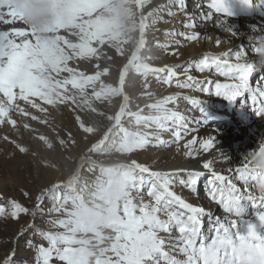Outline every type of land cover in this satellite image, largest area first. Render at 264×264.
Wrapping results in <instances>:
<instances>
[{
	"label": "snow or ice",
	"instance_id": "snow-or-ice-1",
	"mask_svg": "<svg viewBox=\"0 0 264 264\" xmlns=\"http://www.w3.org/2000/svg\"><path fill=\"white\" fill-rule=\"evenodd\" d=\"M242 2L249 7L255 4L253 0ZM203 7L197 3L196 8L201 11L190 13L186 0H167L163 5H153L152 0H0V95L10 100L15 99L16 92L40 95L42 86L48 87L50 81L59 83L52 81L53 74L67 75L74 71L79 74L59 84L61 88L78 86V81H91L92 75L99 79V73L85 75L78 66L74 69L73 60L94 61L98 69L106 49H114L122 56L124 45L132 40L134 33L136 46L128 65L145 81L152 76L165 85L171 86L175 81L179 89L196 90L205 96L215 94L230 103L239 101L264 121V37L252 48L253 54L260 57L259 67L255 61H249L243 45L236 51L206 52L185 65H154L157 57L151 55L148 37L165 16L174 18L183 12L186 21L183 26L189 30L166 29L165 36L200 43L212 38L202 37L195 31L198 18L207 20L215 14L224 26L227 18L236 14L229 0H210L207 12L202 11ZM226 31L238 35L237 29L228 25ZM221 43L219 38L215 39L217 47ZM156 46L166 51L171 47V54L179 55L182 44L179 39L168 44L157 40ZM193 69L223 77L224 82L200 80L191 74ZM257 71L261 75L253 86L251 77ZM144 87L148 89L149 84L145 83ZM148 94L153 96L151 92ZM25 98L22 94L21 99ZM181 100L189 101L199 112V119H193L192 123L209 125L211 117L203 106V99L181 92L169 94L153 99L146 106L150 110L148 115L142 109L130 114L135 130H123L127 150L136 152L152 144L179 145L190 131L188 117L175 107ZM141 128L148 131L142 132ZM163 133H169L171 141L163 139ZM215 148V135L193 136L183 143V155L203 156ZM219 157L229 160L222 152ZM215 163L213 153L212 159L204 160L202 168L207 170L208 195L221 207L223 217H214L175 191L181 187L197 193L198 182L205 172L184 168L156 171L132 160L117 199H124L122 205L116 206L119 223L110 226L114 235L107 239L111 244L101 247L98 253L90 240L81 238V233L95 232V227L88 223L90 210L65 211L66 197L57 188L39 192L33 208L0 194V218L19 220L21 215L31 216V223L18 232L17 240L24 238L26 247L34 251L32 264H53L54 260L60 264H264V133H261L258 151H249L242 166L228 168L230 175L217 171ZM257 185L258 196L250 191L257 189ZM23 196L31 200L29 192H23ZM46 200L51 203L50 208L44 207ZM37 215L49 216V230L37 228ZM205 217L209 221L206 231ZM29 229L44 242L37 243L26 237ZM15 256L13 251L2 264H15Z\"/></svg>",
	"mask_w": 264,
	"mask_h": 264
},
{
	"label": "bare ground",
	"instance_id": "bare-ground-1",
	"mask_svg": "<svg viewBox=\"0 0 264 264\" xmlns=\"http://www.w3.org/2000/svg\"><path fill=\"white\" fill-rule=\"evenodd\" d=\"M166 2L167 0H152L153 5H163ZM209 2L210 0H186L187 11L190 13H197L201 11L200 9L196 8V4L200 3L204 5L202 11L207 12L209 9L206 7V5ZM229 2L232 10L236 14L230 18H227V25L237 29L238 35L233 36L228 31H226L227 25L222 26L221 23L218 22V19L221 18H218L217 15L214 14L211 19L205 20L198 18L196 20L195 28V31L201 33L202 37L207 36L211 37L212 39L202 40L200 43L188 42L184 40L183 37L173 38L165 36L164 34L166 29L189 31L183 26L184 22H186L184 13L178 12L174 18L165 16L164 21L167 22H158L155 25L156 30L151 32L148 37L151 55L157 57V59L153 61L154 65H185L189 61L198 60L206 52L217 54L229 49L236 51L240 49L241 45H243L247 50L249 61H255L259 67L260 57L258 54H253L252 48L254 46H258L260 39L264 37V0H253L255 4L251 7L243 4L242 0H240V2H237V0H229ZM216 38H219L222 41L219 47L215 45ZM173 39H179L181 41L182 46L179 47V55L171 54L173 51L171 47L166 51L156 46L157 40L161 44H168ZM107 50L108 49H106V51ZM73 62H75V60H73ZM132 72H135L134 69L130 66H127L126 72L124 73L122 79V91L124 95H127V103L129 101L128 92L131 90V83L128 75ZM191 74L200 80L208 78L224 82L223 77L214 75L213 73H209L207 71L205 73H200L193 69ZM260 75L261 72L257 71L251 77V83L253 86L256 85ZM71 76V74L66 75L63 73L59 75L53 74L52 81H58L59 83L57 84L50 81L46 96L42 93L40 95H32L29 93L16 92L15 99L10 100L9 97L0 95V151L2 149H6L7 151L11 148L15 149L14 146L11 147L12 144L10 138L14 139L15 142L16 140H18V142L21 141V147H24V143L25 145H28L27 151L38 149V140L33 138L35 134L51 133V130L47 129V127L45 129V126L38 124L46 121V119L51 120V118L54 117V114H50V112H55V109L51 107L50 104L53 103L54 105V100L51 99H56V102L58 104L60 103V105L63 107L66 98L72 97L76 101V105L79 110L86 117L85 127H88L89 124L92 127V130H88L90 133L87 134L86 144L82 147L81 152L84 156L82 154L79 155L75 151L73 153H69L71 161L72 159H76V161H74L73 164H70L68 161H66L65 166L67 167L64 168V163L56 162L58 160L52 158H43V161L39 160L37 157L38 150L35 154L32 152L33 154L28 153L27 155V158H29L28 161H32L33 165H35L34 168H37L36 166L38 164L41 170L42 168H45V162L50 164L48 165V169L51 171V178L47 180V184L51 185L48 186L49 188L47 190L52 188H57L58 191L65 190L67 188V182L70 183L74 181V179L80 173V169L94 170V172L97 173L100 170H103L104 166L107 165L113 166L114 169L119 173L118 177L121 180L113 182V184L114 186L118 185L122 191L124 174L128 168L131 167L132 160L129 157H133L135 160L156 171L171 172L179 168H184L190 171L205 172V176L201 177L197 185V189H203L200 196H197L196 193H192L188 188L177 187L175 191L187 202L192 203L195 206L203 207L206 211L211 212L214 217H223L225 215L221 207L212 201L208 195L206 186L208 175L207 170L202 168V163L205 159H212L213 153H215L216 163L214 164V167L216 170L221 171L223 174L230 175V173H227L226 171L228 168L235 169L236 167L242 166L243 158L249 151H258L260 136L261 133H264V121L257 119V117L247 107H242L239 101L230 103L228 100L215 94H209L205 96L196 90L189 91L187 89H179L176 87L175 81H173L172 85L169 86L163 84L162 82H156L154 77L149 76L147 83L153 84H149L148 89L141 91L140 94L143 96V98L149 95L148 92L153 93L151 86L155 84L156 96L160 98L169 94L181 92L184 95L203 99V106L211 117L209 120V125L204 126L192 123L193 119H199V112L195 106L190 104L189 101L181 100L175 107L178 108L181 114H184L188 117L190 131L189 134L185 136L184 140L180 141L179 145L174 143L170 145L152 144L143 150L129 152L124 139L123 143L121 144V153H112L113 155H109L110 160L108 162H102L95 157L104 151L105 147L107 150H112V147L116 141L122 140L124 131L121 127L114 126L112 129H110L112 134L109 144L105 146L104 141H102L103 143H100L99 145L92 143V140H90L91 136L96 133V129L103 126L102 123L107 124V120L105 118L102 119L94 114L95 110L97 109V102L94 97L96 89L94 86L86 87L80 85L79 82H77L78 86L66 85L63 88L59 86V84H63L65 80L70 79ZM181 80H183V77H181ZM262 84H264V82H262ZM22 94L26 95L25 99H21ZM245 99H247V97H245ZM127 103L126 106H124L122 105L121 100L118 102L117 109L120 111V116L118 117L119 124L124 118V112L128 109ZM170 107L172 106L170 105ZM13 121L15 122L14 124L11 123ZM33 126L34 130H32ZM196 128H198L199 131H192V129ZM214 129H216L217 132L213 131ZM208 135L216 136V148L213 149L212 152L196 157H185L183 155V143L186 142V140L191 139L193 136H197L198 138H206ZM109 136L110 134H107V140ZM162 138L168 141H171L172 139L169 133H163ZM29 142H31L30 145ZM177 147H179L180 151H177ZM219 152L224 153L229 158V160H221L219 157ZM40 161H42L44 165L43 163H38ZM29 168L31 167L29 166ZM72 168H74L73 171ZM63 171L66 172L65 174L69 175L67 179L64 178L65 180L62 179V174L64 173ZM237 184L243 189L241 182L237 181ZM1 188H9L14 194L15 189L13 187L2 185ZM250 191H252L254 195H259L257 189H250ZM68 194L69 192L66 195ZM145 199H148V197L145 196ZM123 202V198L118 201L116 200L115 206L122 205ZM249 212H251V208L249 209ZM203 227L205 231L209 227V221L207 217L204 218ZM108 231H106V233ZM27 234L28 232H25V236ZM21 239L23 238L17 240V251H21L23 248Z\"/></svg>",
	"mask_w": 264,
	"mask_h": 264
},
{
	"label": "rangeland",
	"instance_id": "rangeland-1",
	"mask_svg": "<svg viewBox=\"0 0 264 264\" xmlns=\"http://www.w3.org/2000/svg\"><path fill=\"white\" fill-rule=\"evenodd\" d=\"M131 35L132 40L128 44L124 45L123 55L121 56L117 54L114 49H108L105 54H102L99 61L100 68L98 69L95 67L94 61L85 60L79 63L76 61L73 62L74 69L78 66L79 70L84 72L85 75L99 73V79H97L96 75H92L91 81H78L80 85L95 87L96 93H94V97L97 102V109L94 114L107 120V124L102 123L103 126L96 129V133L91 136L90 140H92L93 144L99 145L100 143H103L102 141L105 142V146L109 144L112 134L110 129L114 126L121 127L123 130H135V123L134 120L130 118V114L139 112L142 109L143 113L148 115L150 110L146 106L152 102L153 99L160 98L156 96L155 84L151 86L153 89V96L148 95L143 98L140 93L145 90L144 85L147 81H145L141 75L136 72H132L128 75L131 83V90L128 92L129 101L127 103V95H124L122 91V79L124 73L126 72V67L129 66L128 59L134 52L136 46L135 34L133 33ZM109 57L111 58L109 59ZM105 69H107V71H105ZM71 75L79 74L74 71ZM47 90L48 87L42 86L41 93L46 96ZM51 100H54V105L53 103L50 104L51 107L55 109V112H50V114H54V117L51 118V120L46 119V121L38 123L45 126V129L47 127V129L51 130V133L35 134L33 138L38 140V149L27 151L28 145H25L24 143V147H21V141L18 142V140H16L15 142L14 139L10 138L12 144L11 147L14 146L15 149L11 148L8 151L6 149V151L2 149L0 151V194H3L5 197L15 198L29 208L34 207L36 195L42 190H47L49 188L48 186L51 185L47 184V180L51 178V171L48 169V165H50L48 162H45V168H42L41 170L38 164L36 166L37 168H34L35 165H33V162L28 161V153L35 154L38 150L37 157L39 160L43 161V158H52L58 160L56 162L64 163V168H66V161L70 164H73V162L76 161V159H72L71 161L69 153H73L75 151L79 155L82 154V147L86 144L87 134L90 133L88 130H92L90 124L88 127H85L86 117L79 110L76 105V101L72 97L66 98L63 107L60 103L58 104L56 102V99L52 98ZM120 100L124 106H126L127 103L128 109L124 112V118L119 124L118 117L120 116V111L117 109V105ZM32 128V130H34V126ZM140 131L146 132L148 129L141 128ZM107 134H110L108 140L106 137ZM123 141L124 136L122 137V140L116 141L112 150H107L105 147L104 151H102L95 158L102 162H108L110 160L109 155L121 153V144ZM31 142H29V145ZM20 148L25 149L20 151L18 150ZM129 158L131 160H135L133 157ZM42 161L38 163H43ZM29 166L31 168H29ZM73 170L74 168H72V171ZM65 173L66 172L62 174L63 180L69 177V175ZM118 176L119 173L113 166L106 165L103 170H100L97 173H95L94 170L80 169V173L74 181L70 183L67 182V188L59 191L60 193L62 192L61 194L64 197H66L64 207L65 211L74 212L82 208H87L90 210L92 215L94 214L101 218L102 222L97 223L94 226L95 232L88 231L81 233V238L90 240L92 242L93 250L97 253L101 247H107L111 244V240L107 239V237L114 235L111 227L106 222H103V218L107 217L108 210L112 206L109 200V193L114 187L113 182L121 180ZM2 185L13 187L15 189L14 194L9 188H1ZM202 190V188L198 189L196 193L197 196L201 195ZM25 191L31 194V200L26 199L23 196V192ZM68 192L69 194L66 195ZM44 207L50 208L51 203L46 200ZM53 218H55V214H53ZM48 219V215L43 217L37 215L35 221L37 228L49 230V225L47 224ZM31 220L32 218L30 215H21L19 220H14L10 217L0 218V264H2V261L13 251L16 252L15 264H32L34 251L26 247L24 238L21 239L23 247L22 250H16L17 234L19 231L26 228L27 225L31 223ZM106 231L108 232L106 233ZM27 232L28 234L26 237L37 243L44 242L38 235H33L30 229ZM101 237H104L102 243ZM53 264H60V262L54 260Z\"/></svg>",
	"mask_w": 264,
	"mask_h": 264
},
{
	"label": "clouds",
	"instance_id": "clouds-1",
	"mask_svg": "<svg viewBox=\"0 0 264 264\" xmlns=\"http://www.w3.org/2000/svg\"><path fill=\"white\" fill-rule=\"evenodd\" d=\"M257 190H260L259 185H257ZM121 195V188L117 185L112 188V190L109 193V200L112 204V206L108 210L107 217L103 218V222H106L109 226L116 225L119 223V218L116 216V206L115 201L120 197ZM101 218L97 215H91V217L88 220V223L92 226H95L97 223H100Z\"/></svg>",
	"mask_w": 264,
	"mask_h": 264
}]
</instances>
